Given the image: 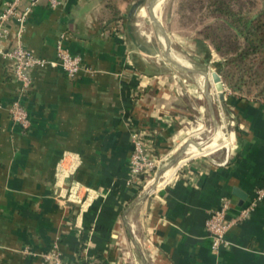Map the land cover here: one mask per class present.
Instances as JSON below:
<instances>
[{
	"label": "crops",
	"instance_id": "0c3cea01",
	"mask_svg": "<svg viewBox=\"0 0 264 264\" xmlns=\"http://www.w3.org/2000/svg\"><path fill=\"white\" fill-rule=\"evenodd\" d=\"M150 1L65 0L51 8L41 0L32 9L24 45L55 60L64 35L65 47L83 57L74 78L59 65L35 67L23 93L0 58V264H48L43 255L54 243L66 261L83 264H264V199L217 252L205 224L224 198L233 217L264 187V106L236 96L217 103L198 85L197 75L207 88L219 73L221 57L208 41L188 38L192 72L177 69L159 34L153 41L143 29L146 14L154 21ZM9 27L15 36L17 24ZM15 99L28 127L12 119ZM207 109L228 120L230 142L219 133L202 145L191 138L193 118ZM137 129L160 159L186 157L192 145L198 153L149 192L130 174Z\"/></svg>",
	"mask_w": 264,
	"mask_h": 264
},
{
	"label": "built area",
	"instance_id": "2783aa9c",
	"mask_svg": "<svg viewBox=\"0 0 264 264\" xmlns=\"http://www.w3.org/2000/svg\"><path fill=\"white\" fill-rule=\"evenodd\" d=\"M29 3L23 6V0H9L5 3L0 13V58L10 61L15 78L21 83V91L25 93L32 85L33 79L31 70L35 67L47 65H59L66 72L68 77L74 78L84 67L83 57L72 54L64 45V35L56 44V59L47 60L35 55L22 41V33L32 9L41 0H28ZM51 8H58L65 0H47ZM14 21L18 26L15 36L11 35L9 22ZM226 88V87H225ZM225 92V89H224ZM12 119L22 127L30 125V117L27 109L20 99H15L10 105ZM146 133L142 130H133L131 139L133 150L130 157L131 178L143 182L145 190L151 191L154 182L163 185L170 176L165 175L170 169L172 174L185 165L188 158H181L176 161L160 159L154 155L149 147ZM161 169V170H160ZM171 174V175H172ZM164 178V179H163ZM163 179V180H162ZM264 199V187L256 190L254 197L243 206L239 212L230 217L231 199L224 198L219 207L209 211L206 220V230L211 238L212 250L217 252L222 246H226L227 233L234 224L246 219L255 209L256 205ZM44 260L48 264H83L80 262H68L62 256L57 243L46 253Z\"/></svg>",
	"mask_w": 264,
	"mask_h": 264
},
{
	"label": "rangeland",
	"instance_id": "374dc122",
	"mask_svg": "<svg viewBox=\"0 0 264 264\" xmlns=\"http://www.w3.org/2000/svg\"><path fill=\"white\" fill-rule=\"evenodd\" d=\"M149 1L150 0H145L146 7L148 6ZM261 5H262L261 0H240L237 6L238 8L236 7V9H241L240 11H244L245 14L247 13L252 14L256 12L261 7ZM156 18L162 23L164 29L170 35H172L171 47L173 49L172 50L173 53L178 55L179 52L180 53L182 52L180 57L183 60H186L185 62L187 63L192 62L190 61L192 57L191 55H189L190 47L187 45V42H185L188 38L194 39L200 37L199 34L200 31L205 30V27L208 25H212L216 28L218 27L220 32L223 33H230L232 31L230 28L228 27L226 28V25L223 24L221 20L213 16V14L208 9V0H164L162 4V8L160 12L157 13ZM144 19L145 20H143L141 23L146 35L147 34L152 35L153 38L155 37L153 41H158L156 37L158 36V33L160 35L161 33L160 29H158V27L155 25L156 23L149 17L148 14H146ZM185 43L187 46L184 45ZM210 43L212 44V42ZM162 57L163 56L161 55L160 59H162ZM223 60L224 58L221 57V63ZM221 66L220 65L218 66V70L219 68H222ZM192 67L198 68L194 64H192ZM199 67L206 69L209 73H211L214 70V67L212 68L209 66H204V67L199 66ZM227 67L228 66H226L225 69H227ZM255 67H257V64H255L254 68ZM233 72L234 73L236 72L234 77L235 80L239 79L242 81L241 86L239 88H234L229 84V81L223 77V82L226 87L225 96L227 98H229L230 96H236L241 99L254 100V101L258 98L261 99L260 103L264 105V96H262V92H261L264 87V80L257 79V81H259V84H256V80H253L252 82V73L243 75L242 71L237 69H233ZM197 77L200 81L204 79L200 75H197ZM206 84L208 85L207 88L204 86V80L201 81L202 86L198 82V85H200L201 87L204 86L203 88L205 91L216 93L215 95L216 102L219 103L218 91L216 90L211 75L207 80ZM202 95L204 96L203 93ZM223 120L224 121H219V119H217V113H214L213 115L212 111L210 112V110L207 109L204 112L203 116L198 115L193 118L191 126L192 128H194L193 129L194 133L193 132L191 133V138L194 139V141L196 142H203L204 144H207L215 139L216 135L218 134L217 130H220L219 131L220 134H218V136L224 137V139H226V143L230 142L231 139L229 136V122L227 119H223ZM226 145L228 146V144H225V146Z\"/></svg>",
	"mask_w": 264,
	"mask_h": 264
},
{
	"label": "trees",
	"instance_id": "16d2710c",
	"mask_svg": "<svg viewBox=\"0 0 264 264\" xmlns=\"http://www.w3.org/2000/svg\"><path fill=\"white\" fill-rule=\"evenodd\" d=\"M239 1L208 0V9L213 16L232 31L223 33L218 27L208 25L197 37L198 41L212 42L214 49L224 58L220 63V75L234 88H239L242 81L235 80L236 72L233 69L241 70L243 75L252 73V82L256 80V84H259L257 79L264 80V0H261V7L252 14L236 9ZM255 64L257 67L254 68ZM261 92L264 96V87ZM255 101L260 102L261 99ZM261 106L264 105L261 103Z\"/></svg>",
	"mask_w": 264,
	"mask_h": 264
},
{
	"label": "water",
	"instance_id": "95a60500",
	"mask_svg": "<svg viewBox=\"0 0 264 264\" xmlns=\"http://www.w3.org/2000/svg\"><path fill=\"white\" fill-rule=\"evenodd\" d=\"M155 3H156V0H151L150 1V11L152 13V18L154 19L155 23L159 26V28L161 29L165 39H166V45H167V51H166V55L169 59V61L177 68L179 69L180 71H184V72H187V73H190L192 72V69H190L189 67L185 66L184 64H182L180 61H178V59L174 58L172 53H171V49H170V37L167 33V31L164 29L162 23L156 18V16L154 15V6H155ZM140 6V3H137L136 5H134V10H136V8ZM212 79L215 83V87H216V90L218 91V95L220 97L221 100L225 99V92H224V89H225V84L223 82V79L221 77V75L218 73V72H214L212 74ZM207 82V81H206ZM184 156V153L183 155ZM154 189V187H153ZM152 189V190H153ZM151 190V191H152ZM149 191V192H151ZM148 192V193H149ZM237 194L240 196V197H243L244 198V194L242 192H237Z\"/></svg>",
	"mask_w": 264,
	"mask_h": 264
},
{
	"label": "bare ground",
	"instance_id": "6f19581e",
	"mask_svg": "<svg viewBox=\"0 0 264 264\" xmlns=\"http://www.w3.org/2000/svg\"><path fill=\"white\" fill-rule=\"evenodd\" d=\"M163 1L164 0H157V2H156V6L154 7V9H155V11L157 12V13H159L160 12V10H161V8H162V4H163ZM155 15V14H154ZM156 25V24H155ZM159 34V33H158ZM160 38H161V40H162V43H166L165 42V39H164V36L162 35V33H160ZM171 49V48H170ZM173 50V49H172ZM172 54H173V51H172ZM174 56V55H173ZM174 57H176V59H178V61H180L182 64H184V65H186V66H189L185 61H183L181 58H179V57H177L176 55L174 56ZM197 75V74H196ZM211 79V78H210ZM204 80V79H203ZM203 80H201V81H203ZM200 82V81H199ZM201 85V84H200ZM202 86V85H201ZM204 87V86H203ZM218 129V128H217ZM218 131V133L220 134V130H217ZM194 133V132H193ZM198 136V135H197ZM196 138V137H195ZM199 139V138H198ZM202 140V139H201ZM199 141V140H198ZM218 142V141H217ZM193 143H195V144H199V145H202V144H204L203 142H193ZM213 146V145H212ZM199 149H200V151L201 152H205L204 151V149L202 148V147H200L199 146ZM187 154L186 155H190V154H193V153H198V148L195 146V145H192V146H189L188 148H187V152H186ZM167 173H169V171H167L166 172V174L165 175H167Z\"/></svg>",
	"mask_w": 264,
	"mask_h": 264
}]
</instances>
